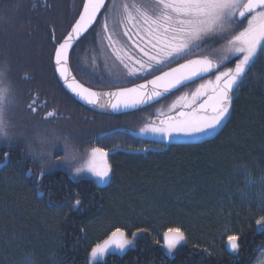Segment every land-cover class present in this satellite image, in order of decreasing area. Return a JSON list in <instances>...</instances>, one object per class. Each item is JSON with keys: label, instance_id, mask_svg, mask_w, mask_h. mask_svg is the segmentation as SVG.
<instances>
[{"label": "trees", "instance_id": "1", "mask_svg": "<svg viewBox=\"0 0 264 264\" xmlns=\"http://www.w3.org/2000/svg\"><path fill=\"white\" fill-rule=\"evenodd\" d=\"M80 5L0 0V70L14 101L6 113L12 141L0 143V162L5 153L8 158L0 166V264H25L26 258L32 264H255L264 250V222L256 223L264 216V54L233 93L230 115L214 134L169 143L139 137L130 128L186 87L120 114L73 97L53 67L50 37L53 29L57 39L66 32ZM216 45L208 41L187 58ZM100 49L90 34L70 55L77 77L95 88L115 82ZM52 110L58 116L44 118ZM65 137L79 151H109L108 183L52 164L65 153ZM41 152L51 153V164ZM76 200L81 204L72 207ZM117 227L133 245L90 262L91 248ZM174 227L186 240L170 254L163 233ZM232 234L239 236L238 253L228 246Z\"/></svg>", "mask_w": 264, "mask_h": 264}, {"label": "snow or ice", "instance_id": "2", "mask_svg": "<svg viewBox=\"0 0 264 264\" xmlns=\"http://www.w3.org/2000/svg\"><path fill=\"white\" fill-rule=\"evenodd\" d=\"M90 34L99 38L106 59L111 57L121 68L114 74L116 82L126 83L129 78L144 82L100 92L85 87L70 75V55ZM218 39L225 41L221 48L214 50L218 59L210 56L185 59L208 41ZM50 42L53 67L66 88L87 105L110 108L114 112L147 105L173 90L179 91L196 80H203L210 73H217L214 79L200 83L190 94L178 96L167 112L158 110L157 118L150 119L140 129L169 139L196 138L210 135L228 117L234 91L257 56L264 54V0H81L80 9L66 32L57 39L53 29ZM232 58L234 67L221 71ZM149 76L152 78L147 79ZM10 93V87L4 83V71L0 70V143L8 145L12 137L6 113L8 105L14 102L9 99ZM28 107L35 112L31 105ZM57 116L52 110L44 118ZM53 138L59 140L55 134ZM63 144L66 154L62 161L74 159L67 137ZM39 155L47 156L46 162H51L50 152ZM108 155L105 148L92 147L86 168L76 167L75 173L87 170L101 181L108 179L112 172ZM7 162L5 153L0 166H7ZM28 172L31 174V169ZM45 174L42 170L40 177ZM80 204L76 200L72 207ZM262 222L264 216L256 221L258 225ZM140 231L146 230L137 229ZM163 239L171 252L186 240V235L180 227H174L163 233ZM133 243L126 231L117 227L103 243L92 247L89 255L95 261L110 249L123 251ZM228 244L230 250L238 253L239 236H228ZM25 264H32L31 258H26Z\"/></svg>", "mask_w": 264, "mask_h": 264}, {"label": "rangeland", "instance_id": "3", "mask_svg": "<svg viewBox=\"0 0 264 264\" xmlns=\"http://www.w3.org/2000/svg\"><path fill=\"white\" fill-rule=\"evenodd\" d=\"M215 42H217V47L215 48V49H219V48H221L223 45H224V43H225V41L224 40H222V39H218V40H216ZM207 44H208V42H207ZM210 46V45H209ZM206 47L207 48V51L205 52V50L203 51V52H200V56H210L211 58H213V59H218V54H213L214 53V48H210V47ZM100 52H101V54H102V59H103V61L105 62V65H106V67H109V69H108V71L109 72H112V73H118V72H120L121 71V68L116 64V63H114V61H113V59L111 58V57H108L107 59H106V51L102 48V49H100ZM233 59V62H227V63H225V65L223 66V67H221L220 68V70L221 71H223V70H226L227 68H229V67H234V64H235V59L234 58H232ZM231 59V60H232ZM215 74H217V73H214V74H212V75H210V76H207V77H204V79L203 80H199V81H197V82H195L194 84H192V85H190V86H188V87H186V88H184L183 90H181L180 92H178L176 95H174L173 97H171L169 100H167V101H162L161 103H159L155 108H152L151 110H149L147 113V115H145L144 116V120H141V121H137L131 128H130V131L134 134V135H137V136H139V137H144V138H149V139H155V140H159V141H164V142H167V143H169V142H172V141H194V140H199V139H203V138H205V137H208V136H210V135H212V134H214L223 124H224V122L226 121V119L229 117V115H230V113H229V115H228V117H226V119L222 122V124L215 130V131H213L210 135H200V136H198V137H196V138H191V137H184V138H180V139H175V138H172V139H169V138H166V137H162V136H160L159 134H154V133H151V132H141L140 131V129H142L148 122H149V120L151 119V120H155V118H157V113H158V110H163V111H165V112H167L168 111V107H169V105L178 97V96H180V95H182V94H185V93H191L192 91H194L195 90V88L200 84V83H203L205 80H207V79H214V76H215ZM129 81H131V78H129V80H128V82H126V83H118V82H114V83H112V85L111 86H102L100 89H107V88H116V87H121V86H126L127 85V83H129ZM230 111H231V108H230ZM150 112V113H149ZM69 145H70V149H71V153H72V156L74 157V159H71L70 161H62V159L61 158H63L64 156H65V154L66 153H64V155H61V156H59V158L58 157H55V158H53V160H52V164H54V165H57L58 167H60V168H62V169H66L72 176H82V175H87V176H90V177H93L95 180H96V182L98 183V184H100V185H104V184H106V183H108L109 181H110V179H111V173H110V177L108 178V179H106V180H104V181H101L100 180V178H98V177H96L94 174H92L91 172H89V171H87V170H85V171H83V172H81V173H79V174H77V173H75V168L76 167H84V168H86V165H87V162H88V159H89V156H90V149L92 148V147H99V146H90V147H88V148H86L84 151H79L75 146H73L72 144H70L69 143ZM64 150H65V148H64ZM107 150V149H106ZM109 152V151H108ZM107 160H108V163H110V160H109V155H108V157H107ZM50 164H51V162H50ZM168 230V229H167ZM166 230V231H167ZM182 230V229H181ZM183 231V230H182ZM127 233V232H126ZM111 234H109L105 239H107L109 236H110ZM128 235V234H127ZM232 235H237V234H232ZM128 238L129 239H132L129 235H128ZM105 239H103L102 241H100V242H98V243H103V241L105 240ZM164 240V239H163ZM183 242V241H182ZM181 242V243H182ZM97 243V244H98ZM180 243V244H181ZM165 244V243H164ZM179 244V245H180ZM96 245V244H95ZM94 245V246H95ZM179 245H177V247L179 246ZM93 246V247H94ZM228 246H229V244H228ZM177 247H176V249H177ZM230 247V246H229ZM126 249V248H125ZM124 249V250H125ZM176 249H174V250H172L171 252H169V250H168V252L170 253V254H173V253H175V251H176ZM123 250V251H124ZM91 251V250H90ZM113 251H116V252H122V251H120V250H118V249H110L109 251H108V253L109 252H113ZM108 253H106L103 257H105ZM103 257H101V258H97V260H99V259H102ZM88 260L90 261V262H94L91 258H90V255L88 256ZM96 261V260H95ZM255 264H264V250L261 252V254H260V256H259V258H258V260H257V262L255 263Z\"/></svg>", "mask_w": 264, "mask_h": 264}, {"label": "water", "instance_id": "4", "mask_svg": "<svg viewBox=\"0 0 264 264\" xmlns=\"http://www.w3.org/2000/svg\"><path fill=\"white\" fill-rule=\"evenodd\" d=\"M198 56H200V55H198ZM198 56H194V57H191V58H188V59H192V58H196V57H198ZM213 59V58H212ZM213 60H215V59H213ZM182 62H184V61H181V63ZM172 66H175V65H172ZM69 69H70V75H74L75 77H76V79L80 82V83H82V84H84V86L85 87H88V88H92L93 90H95V91H100V92H107V91H115L116 90V88H118V87H116V88H107V89H99V88H95V87H92V86H90V85H88V84H86V83H84L83 81H81L78 77H77V75L75 74V72H74V70H73V68H72V66H71V61H70V58H69ZM215 73V72H214ZM157 74H159V73H157ZM211 74H213V73H210V74H208V75H211ZM57 75H58V73H57ZM208 75H206V76H208ZM205 76V77H206ZM58 77H59V75H58ZM152 77H149V78H147V79H151ZM60 79V78H59ZM60 81H61V83H62V85L66 88V86L63 84V82H62V80L60 79ZM197 81V80H196ZM144 81L143 80H141V81H139V82H136V83H133V84H130V85H126V86H121V87H132V86H134L135 84H139V83H143ZM66 90L73 96V97H75L76 99H78L80 102H82L84 105H86L87 107H89V108H91V109H93V110H96V111H99V112H103V113H110V114H120V113H125V112H130V111H134V110H138V109H141V108H143V107H146V106H149V105H151V104H153V103H155V102H157V101H159V100H161V99H163V98H165L166 96H168V95H170V94H166L164 97H161V98H158L156 101H153V102H149V104H147V105H139L137 108H129V109H121V110H119V111H113V110H111L110 108H104V109H101V108H99L98 106H93V105H87L84 101H82V100H80V98L79 97H77V96H75L73 93H71V91L70 90H68L67 88H66ZM176 90H173V92H175ZM172 92V93H173ZM235 92V91H234ZM156 119V118H155Z\"/></svg>", "mask_w": 264, "mask_h": 264}, {"label": "flooded vegetation", "instance_id": "5", "mask_svg": "<svg viewBox=\"0 0 264 264\" xmlns=\"http://www.w3.org/2000/svg\"><path fill=\"white\" fill-rule=\"evenodd\" d=\"M97 31H99V28H97Z\"/></svg>", "mask_w": 264, "mask_h": 264}]
</instances>
